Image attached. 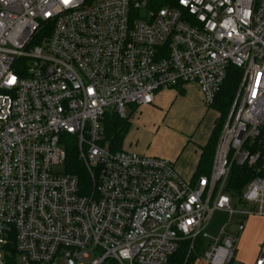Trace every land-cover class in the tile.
Here are the masks:
<instances>
[{
	"label": "built area",
	"instance_id": "built-area-1",
	"mask_svg": "<svg viewBox=\"0 0 264 264\" xmlns=\"http://www.w3.org/2000/svg\"><path fill=\"white\" fill-rule=\"evenodd\" d=\"M231 65L242 76L209 174L109 147L107 115L189 83L211 107ZM263 142L264 0H0V264H168L198 240L207 263L232 264L245 219L264 215ZM235 165L256 173L240 195ZM216 211L241 216L213 238Z\"/></svg>",
	"mask_w": 264,
	"mask_h": 264
},
{
	"label": "rangeland",
	"instance_id": "rangeland-1",
	"mask_svg": "<svg viewBox=\"0 0 264 264\" xmlns=\"http://www.w3.org/2000/svg\"><path fill=\"white\" fill-rule=\"evenodd\" d=\"M157 93L154 104L142 108L134 115H130V122L132 131L139 126L143 129L142 138L150 146V155L161 156L165 149L164 146L169 141L172 143L179 142L181 139L180 135L185 134L188 129L186 127L194 122L197 116L198 97L191 90V86L186 91V95L182 96L176 104H174L173 96L162 91L158 95ZM214 118L215 113L210 111L207 117L203 119L202 125L209 123L210 120L212 124ZM207 132V128L202 130V135L205 136ZM198 136L201 137V134H198ZM234 206L237 210L243 211L252 208L250 204L242 205L236 201L233 202ZM240 216L238 213L230 215L228 212L216 211L206 226L205 232L209 236L216 238L220 229L229 220L232 224H235ZM259 241L262 242L259 244L257 256L260 245L264 242V215H250L245 219L244 229L238 233V242L232 264H254L257 258V256L254 257V254ZM190 248L192 249L191 245ZM205 250H208V247L202 249L195 264H207L201 257ZM192 252L195 256V252ZM253 259L254 261L252 262ZM58 264H62V262L58 261Z\"/></svg>",
	"mask_w": 264,
	"mask_h": 264
},
{
	"label": "trees",
	"instance_id": "trees-1",
	"mask_svg": "<svg viewBox=\"0 0 264 264\" xmlns=\"http://www.w3.org/2000/svg\"><path fill=\"white\" fill-rule=\"evenodd\" d=\"M242 71L235 66H230L227 71L226 80L218 94L216 101L210 107L214 109L219 115L214 121V126L209 136L208 142L202 148L199 169L195 176L201 174H209L212 167L213 157L215 153L216 144L223 127L225 118L233 103L235 95L238 90L239 80L241 79ZM130 120L128 118H119L115 114L107 115L104 119V129L106 140L109 147L112 149H122L123 141L129 131ZM260 148L264 156V142L256 144L255 148ZM67 167L68 171L77 174L84 182L88 180L87 172L84 166L78 159V150L73 138L67 146ZM264 175V173H261ZM256 175L253 168L247 166L235 165L229 179L227 190L234 191L240 195L246 184ZM190 241H183L179 249L170 257L168 264H195L200 256L202 249L205 248L204 241H196L192 249L190 248ZM196 247V249H195ZM191 249V250H190ZM194 251L195 256L192 254Z\"/></svg>",
	"mask_w": 264,
	"mask_h": 264
},
{
	"label": "crops",
	"instance_id": "crops-1",
	"mask_svg": "<svg viewBox=\"0 0 264 264\" xmlns=\"http://www.w3.org/2000/svg\"><path fill=\"white\" fill-rule=\"evenodd\" d=\"M189 86H191V90H193V92H195V94L198 97L197 116L194 122L186 127L188 129L186 130L185 134L180 135L181 137L180 141L177 143H172L169 141V143H167L164 146L165 149H164L163 154L159 156V157H164V158L172 160L175 164V168L177 172L183 178L187 180L193 179L196 173L198 172L199 163H200L201 154H202V148L208 142L209 136L214 126V121L218 117L219 114L214 109L206 106L205 102L203 101L202 93L197 84L189 83V84L181 85L179 87L163 88L157 91L158 93L162 91V92H165L173 96L174 104H176L178 103V100L182 96L186 95V91L188 90ZM155 98H156V94H155ZM155 98H154V102H155ZM154 102L152 104H154ZM142 108H139L136 111H133L131 115H134L137 111H140ZM210 111L215 113V118L213 119L212 124L210 120L209 123H205V125H202L203 119L207 117ZM129 120H130V117H129ZM131 127L132 125L130 122V128L123 141L122 148L133 151V152H137L139 154L150 155L151 153L150 146L147 145L145 139L142 138L143 129L139 126V127H136L135 130L132 131ZM206 128L208 129V132L205 136H203L202 130ZM198 134H201V137H199ZM151 156H155V155H151ZM261 242L262 241H259L257 243L256 252L254 254L255 255L254 257L257 256L259 244ZM254 259L252 260V262L254 261ZM202 260L205 263H207L203 258Z\"/></svg>",
	"mask_w": 264,
	"mask_h": 264
}]
</instances>
